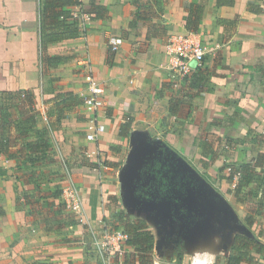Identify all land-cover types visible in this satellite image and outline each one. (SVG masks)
I'll list each match as a JSON object with an SVG mask.
<instances>
[{
  "label": "crops",
  "instance_id": "0c3cea01",
  "mask_svg": "<svg viewBox=\"0 0 264 264\" xmlns=\"http://www.w3.org/2000/svg\"><path fill=\"white\" fill-rule=\"evenodd\" d=\"M42 1L0 0V264H104L93 233L114 229L121 216L147 223L152 264H225L237 235L264 244L263 188L244 187L238 197V180L223 170L227 158L260 161L264 174V0H82L64 9L91 20L43 52ZM144 4L152 12L138 18ZM188 32L207 54L202 72L177 81L165 44ZM112 35L124 39L115 53ZM91 78L105 88L96 113L53 100L65 91L85 100ZM21 91L31 92L33 115L12 98ZM96 124L104 130L89 139ZM41 141L49 148L36 147ZM159 143L194 172L185 195L151 188ZM72 183L83 195L81 215L63 204ZM211 187L217 194L205 192ZM123 248L111 264H142L135 247ZM243 264H264V252L250 249Z\"/></svg>",
  "mask_w": 264,
  "mask_h": 264
},
{
  "label": "trees",
  "instance_id": "16d2710c",
  "mask_svg": "<svg viewBox=\"0 0 264 264\" xmlns=\"http://www.w3.org/2000/svg\"><path fill=\"white\" fill-rule=\"evenodd\" d=\"M82 0H43L41 6V48L42 52L45 50L46 43L53 38L61 39L66 37H72L81 33L78 27V19L74 16V13L68 9H64L67 6L79 5ZM151 13V6L144 4L140 6L138 11V18L146 17L143 15V11ZM71 21V22H70ZM61 60V57H55L53 61ZM203 71V66L196 69L193 75ZM24 95V96H23ZM13 99L19 101L20 106L25 109V112L33 115V99L31 92L21 91L11 94ZM55 102H66L68 105H76L84 102V99L73 92L65 91L60 92L53 99ZM172 110L174 108L172 106ZM65 116V113H60L58 120H50V128L44 129L42 132L46 133L53 129L55 125L60 122V119ZM30 118H28L29 120ZM33 119V118H32ZM57 121V122H55ZM130 129V121L127 120L120 126L121 135L128 134ZM5 134L3 132V123L0 121V151L5 149ZM228 144L231 141L228 140ZM48 149L50 144L46 141H41L39 144L36 143V147ZM29 148H32L29 145ZM158 149L161 153L158 154V159L151 165L152 169L145 168L146 170H154L151 176L150 186L152 189H159L161 192H165L171 195H185L187 193L188 185L184 182L185 175L183 173L186 167L185 163L175 156L170 148H167L164 143L158 144ZM29 161H35L31 156L28 157ZM230 165V164H229ZM232 171L228 174L230 179H233L235 172H240L238 178V184L236 187V196L239 197L240 192L244 187L257 185L253 189V193L257 194L259 189L263 188L264 195V174L260 164L257 162H245L241 165L231 164ZM227 166L223 167V170ZM118 224L114 227L115 230H120L128 235L126 243L130 246L135 247L140 256L142 264L153 263V248L155 244V236L149 229L145 220H137L127 216H121L118 220ZM255 249L259 253L264 252V244L257 241L254 238L237 235L235 238L234 246L228 256L225 257V264H243L247 257L250 255V249ZM129 264V263H128Z\"/></svg>",
  "mask_w": 264,
  "mask_h": 264
},
{
  "label": "built area",
  "instance_id": "2783aa9c",
  "mask_svg": "<svg viewBox=\"0 0 264 264\" xmlns=\"http://www.w3.org/2000/svg\"><path fill=\"white\" fill-rule=\"evenodd\" d=\"M74 16L83 25L92 18L89 13L82 10L74 12ZM123 42L124 39L121 36H110L108 38L110 52L115 53L120 50ZM165 50L169 57L167 67L171 71L172 78L177 81L191 78L194 71L203 66L207 54L199 34L194 32L170 35L165 44ZM90 90L91 92L85 97L84 103L89 111L96 113L105 104L103 98L105 88L97 85L91 78ZM92 120L96 121V118L94 117ZM103 130V125L96 124L95 132L89 134L88 138L94 140L96 135ZM226 171L230 173L232 167L227 166ZM239 177L240 172H235L233 179L238 180ZM62 199L67 210L73 211L77 215L84 212L83 195L77 184L72 183L63 189ZM127 239L128 235L125 232L115 229L105 230L100 236H94V244L103 258L104 264H111L114 257L123 253V244Z\"/></svg>",
  "mask_w": 264,
  "mask_h": 264
},
{
  "label": "rangeland",
  "instance_id": "374dc122",
  "mask_svg": "<svg viewBox=\"0 0 264 264\" xmlns=\"http://www.w3.org/2000/svg\"><path fill=\"white\" fill-rule=\"evenodd\" d=\"M223 145H224L223 149H225V151L231 148V144H228V141H225ZM227 160H228V158L225 159V162H226L225 166H229V164H230V165L233 164V163H230L229 160H228V161H227ZM227 162H229V163H227ZM138 166H139V164L137 165V167H138ZM225 166H224V167H225ZM224 170L226 171V168H225ZM183 173H184V175H185V177H184L185 180L188 179V178H189V180L192 179V178L194 179V172L192 173V171H190L189 167L187 168V165H186V167L184 168ZM191 175H192V176H191ZM138 178H139V177H138ZM209 178H210V180H211L212 182H214V184H215V188H218V185H216V182L213 180V179H215V178H214L213 176H209ZM209 178H208V179H209ZM201 179H202V178H201ZM205 179H206V178H205ZM234 181H235V179H234ZM207 183H208V182H207L206 180H204V179H203V181L200 182V184L203 185V186H205V185H208V186H209V184H207ZM77 186H78V185H77ZM188 186H189V185H188ZM78 187H79V186H78ZM65 188H66V187H65ZM65 188H64V189H65ZM207 188H208V187H207ZM79 189H80V188H79ZM218 189H219V188H218ZM62 190H63V189H62ZM80 191H81V189H80ZM62 192H63V191H62ZM62 192H61V196H62ZM205 192L208 193V194H217L216 191H215V189L212 190V187L210 188V190H205ZM178 195H180V194L178 193ZM216 198H217V197H216ZM219 209H220V206L217 207V205H215V207H214V208L211 207L210 210H211L212 212L217 213V212H219ZM69 212L74 214L73 211H69ZM95 234H96V235H95ZM95 234L93 233V237H92V243H93V244H94V236L96 237V236L98 235L97 233H95ZM94 245H95V244H94ZM95 246H96V245H95ZM96 248H97V247H96Z\"/></svg>",
  "mask_w": 264,
  "mask_h": 264
},
{
  "label": "water",
  "instance_id": "95a60500",
  "mask_svg": "<svg viewBox=\"0 0 264 264\" xmlns=\"http://www.w3.org/2000/svg\"><path fill=\"white\" fill-rule=\"evenodd\" d=\"M134 166V165H133Z\"/></svg>",
  "mask_w": 264,
  "mask_h": 264
}]
</instances>
